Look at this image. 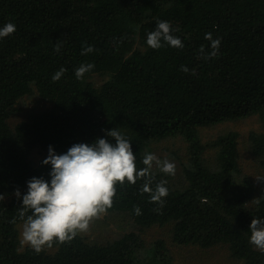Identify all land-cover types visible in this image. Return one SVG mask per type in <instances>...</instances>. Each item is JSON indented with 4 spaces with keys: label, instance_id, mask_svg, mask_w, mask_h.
I'll use <instances>...</instances> for the list:
<instances>
[{
    "label": "trees",
    "instance_id": "1",
    "mask_svg": "<svg viewBox=\"0 0 264 264\" xmlns=\"http://www.w3.org/2000/svg\"><path fill=\"white\" fill-rule=\"evenodd\" d=\"M160 20L183 48L146 45ZM7 22L16 30L0 40V264H173L163 239L147 251L143 234L153 227L167 229L172 245L224 246L241 264H264V252L249 243L252 218L264 216V186L244 172L238 133L200 140L202 128L256 117L261 131L248 133L245 150L264 167V0H0V26ZM209 32L221 43L204 59ZM89 45L94 51L81 55ZM81 63L94 67L77 79ZM32 94L50 107L10 127L19 101ZM116 128L132 142L137 167L156 143L187 144L178 181L162 173L153 181H168L164 205L142 191L143 178L117 184L106 214L125 216L134 230L104 243L77 235L39 253L22 247L14 191L25 192L33 176L49 178L42 165L49 145L64 153ZM36 149L42 156L34 162Z\"/></svg>",
    "mask_w": 264,
    "mask_h": 264
},
{
    "label": "clouds",
    "instance_id": "2",
    "mask_svg": "<svg viewBox=\"0 0 264 264\" xmlns=\"http://www.w3.org/2000/svg\"><path fill=\"white\" fill-rule=\"evenodd\" d=\"M15 30L16 25L12 22L0 26V40ZM173 31L168 21H157L145 43L154 50L164 46L183 48L184 44L172 34ZM205 39L210 41V51L205 53L201 48V54L204 59H209L217 55L221 40L214 39L210 32L205 33ZM92 51L91 45L82 47L81 55ZM93 67L92 63H81L75 69L76 78L82 79ZM181 69L188 71L184 66ZM65 71L61 67L52 75V80L59 81ZM131 145L132 142L118 128L106 130L104 137H97L91 143H74L60 154L49 145L42 161V165L50 167L49 178L33 176L26 181L25 192L21 193L18 188L14 191L22 201L19 212L23 220L22 241L39 253L54 242H70L77 235L87 233L91 223L112 207L117 184L121 187L125 182L134 185L141 178L144 180L142 191L149 193L151 202L162 207L169 193L168 181L161 179L154 187L152 184L157 173L174 176L176 165L146 150L143 167H137ZM4 198L5 194L0 193V201ZM134 213L141 214L139 206L134 208ZM249 231V243L264 252V216L252 218Z\"/></svg>",
    "mask_w": 264,
    "mask_h": 264
},
{
    "label": "rangeland",
    "instance_id": "3",
    "mask_svg": "<svg viewBox=\"0 0 264 264\" xmlns=\"http://www.w3.org/2000/svg\"><path fill=\"white\" fill-rule=\"evenodd\" d=\"M95 85L101 84L102 81L97 76L92 79ZM50 104L38 99L34 94L25 97L19 101L17 105V112L13 113L8 119V124L13 127L17 123L27 119L28 115L40 113L47 110ZM227 130H234L238 133V150L243 158V168L245 173H249L254 182L259 186H264V167H260L253 160V157L245 150L247 144L246 139L249 132L261 131L258 119L256 117L248 118L244 121L237 123H227L222 126L215 127L213 129L202 128L200 130V140L202 143L212 141L218 133H222ZM186 143L180 138L168 139L152 145V151L161 159H169L176 165V173L172 176V180L178 181L181 176V164L185 162L186 158ZM206 151V157L209 158L212 153ZM42 156V152L38 149L34 150L31 159L37 162ZM21 224L19 226L20 239L22 247L27 246L22 241ZM135 226L130 220L123 215L110 216L104 214L95 219L89 228L87 233H82L86 240L90 242H107L119 238L124 233L132 231ZM137 231V230H135ZM169 233L167 229L161 227H153L150 230L144 232L143 237L147 245V251L149 252L150 241L156 239H163L167 243L170 255L173 257V264H241L240 262L233 260L229 257V254L224 246L211 248L207 250H200L197 247H185L172 245L169 242ZM143 256L146 252L142 253ZM144 260L145 257H140Z\"/></svg>",
    "mask_w": 264,
    "mask_h": 264
}]
</instances>
